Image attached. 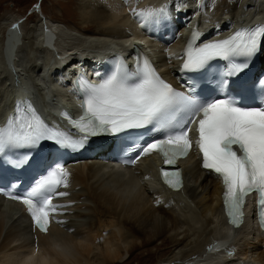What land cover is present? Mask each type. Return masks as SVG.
Here are the masks:
<instances>
[{"label": "bare ground", "instance_id": "1", "mask_svg": "<svg viewBox=\"0 0 264 264\" xmlns=\"http://www.w3.org/2000/svg\"><path fill=\"white\" fill-rule=\"evenodd\" d=\"M91 7L97 8L88 16ZM160 8L166 12L147 21L136 14ZM78 11L75 27L44 14L16 35L20 41L15 20L0 22V113L25 92L52 118L55 105L72 102L63 78L76 69L90 71L105 51H126L131 42L155 35L178 39L193 24L202 40L210 30L224 34L233 23L264 20V0H82ZM153 45L164 73L176 75L174 44L166 53ZM113 165L92 158L70 167L67 195L59 199L64 207L56 214L61 219L47 233L35 232L36 244L23 207L0 197V264H129L123 254L147 251L156 240L168 243L157 264H264V234L252 224L233 231L226 226L220 181L200 169L193 154L181 163L184 185L178 191L159 187L153 157L132 171Z\"/></svg>", "mask_w": 264, "mask_h": 264}, {"label": "snow or ice", "instance_id": "2", "mask_svg": "<svg viewBox=\"0 0 264 264\" xmlns=\"http://www.w3.org/2000/svg\"><path fill=\"white\" fill-rule=\"evenodd\" d=\"M165 8L142 10L136 13L147 21L158 18ZM15 27V26H14ZM199 34L194 33L185 51L183 69L198 71L211 61L229 62L227 76H235L247 67L235 63V57H251L264 43V25L236 31L226 39L213 40L196 46ZM264 86V81H261ZM224 80L222 87L227 88ZM84 92L83 115L70 120L81 133L80 139L50 127L31 105L17 104L15 112L0 127V155L8 149L35 148L41 141L51 140L62 147L79 149L92 136L102 133L117 134L130 129L152 126L153 130H167L162 139L142 146L141 155L157 152L166 165H174L192 148L189 137L196 117L198 139L196 145L203 155V167L222 178L224 205L229 222L239 226L243 222L245 197L252 192L259 194L261 225L264 226V105L243 107L232 97L214 98L206 102L192 94L176 90L156 72L147 61L138 66L135 73L117 63L114 70L99 84L81 83ZM28 157L12 161L16 167L27 164ZM69 173L63 165H56L36 181L24 196L11 198L22 200L41 231H47L49 213L63 205L52 203L54 196L67 186ZM164 182L173 189L183 186L179 171L161 169Z\"/></svg>", "mask_w": 264, "mask_h": 264}, {"label": "rangeland", "instance_id": "3", "mask_svg": "<svg viewBox=\"0 0 264 264\" xmlns=\"http://www.w3.org/2000/svg\"><path fill=\"white\" fill-rule=\"evenodd\" d=\"M225 1L226 3L230 2V4L232 2V0ZM81 6L82 0H0V22L10 21L12 19L15 20V30H17V32L14 33L15 37L17 34L18 36H21L23 29H27V27H30L32 24H34V22H37L39 18H43L44 14L51 16L56 20H61L67 25H72V27H75V25H78L77 17L80 14V11L78 10H81ZM99 7L101 6H98V8ZM95 8L97 7L88 8V16H91L93 13H95ZM40 9H43L45 13H41L42 10ZM88 26L94 28L95 24L89 23ZM6 34L7 32H5L4 44L8 42L6 39H8L9 35H7L6 38ZM16 38H19V41L22 39L21 37ZM14 41L16 40L14 39ZM9 44L12 43L9 42ZM155 242L148 246L147 251L143 247H138L133 252H130L129 254H123V256L124 258H128L129 256V264H137V261L139 264H157L159 254L165 252V250L168 249V243H159L158 240ZM133 258H137V260H134Z\"/></svg>", "mask_w": 264, "mask_h": 264}]
</instances>
